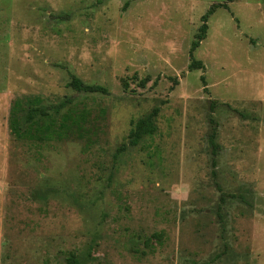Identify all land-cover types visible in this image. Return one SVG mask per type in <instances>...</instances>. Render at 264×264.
I'll use <instances>...</instances> for the list:
<instances>
[{
	"label": "rangeland",
	"instance_id": "obj_1",
	"mask_svg": "<svg viewBox=\"0 0 264 264\" xmlns=\"http://www.w3.org/2000/svg\"><path fill=\"white\" fill-rule=\"evenodd\" d=\"M125 1L0 0V264H264V0L215 9L196 69L225 0ZM71 75L109 91L77 96L91 142L15 139L13 100L76 96Z\"/></svg>",
	"mask_w": 264,
	"mask_h": 264
},
{
	"label": "trees",
	"instance_id": "obj_2",
	"mask_svg": "<svg viewBox=\"0 0 264 264\" xmlns=\"http://www.w3.org/2000/svg\"><path fill=\"white\" fill-rule=\"evenodd\" d=\"M232 0H225L221 3L212 4L206 12L201 16V25L191 42L189 53L191 61L188 65L190 69L202 68L201 61L196 60L192 52L199 46L200 41L205 38L208 29L207 20L209 16L218 7L228 8L227 3ZM128 5V1L124 2L123 8ZM201 78H203L201 76ZM145 81H141L144 85ZM74 92L76 96H65L56 103H51L39 95H26L17 97L13 100L9 111V128L15 139L25 142L51 144L53 142H62L73 139H84L86 143L91 142V136L94 133L93 120L90 117V109L86 102L77 96L87 94H108V88L97 83H87L75 75H71L70 80L66 84ZM126 85V82H124ZM103 110H101V113ZM158 109L155 107L148 113L131 121L132 126L128 132V145L136 146L144 138L152 136L156 130L155 122ZM215 131H212L208 137L212 147V153L217 154V143L215 141ZM126 144L121 145L114 153V158L126 148ZM215 161L212 160L214 165ZM214 173V171H213ZM36 197L43 196L40 191L35 192ZM224 201L223 197H220ZM152 236L159 240L161 233H153ZM143 248L139 249L132 246L135 253L145 254L151 248L150 237L142 239ZM90 249L84 255H78L75 252H69L65 256L67 264H85L90 256ZM209 264V262L201 263Z\"/></svg>",
	"mask_w": 264,
	"mask_h": 264
}]
</instances>
